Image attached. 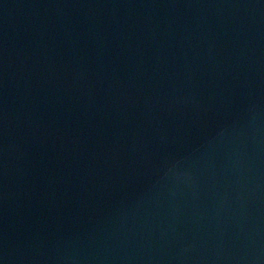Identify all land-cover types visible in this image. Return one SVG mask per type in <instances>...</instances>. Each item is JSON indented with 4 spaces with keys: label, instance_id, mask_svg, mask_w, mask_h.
Returning <instances> with one entry per match:
<instances>
[{
    "label": "water",
    "instance_id": "water-1",
    "mask_svg": "<svg viewBox=\"0 0 264 264\" xmlns=\"http://www.w3.org/2000/svg\"><path fill=\"white\" fill-rule=\"evenodd\" d=\"M2 264H264V0H0Z\"/></svg>",
    "mask_w": 264,
    "mask_h": 264
},
{
    "label": "snow or ice",
    "instance_id": "snow-or-ice-1",
    "mask_svg": "<svg viewBox=\"0 0 264 264\" xmlns=\"http://www.w3.org/2000/svg\"><path fill=\"white\" fill-rule=\"evenodd\" d=\"M0 264H2V262H0Z\"/></svg>",
    "mask_w": 264,
    "mask_h": 264
}]
</instances>
